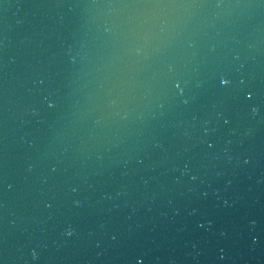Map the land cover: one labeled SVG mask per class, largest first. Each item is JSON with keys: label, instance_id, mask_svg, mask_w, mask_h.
Returning <instances> with one entry per match:
<instances>
[{"label": "water", "instance_id": "95a60500", "mask_svg": "<svg viewBox=\"0 0 264 264\" xmlns=\"http://www.w3.org/2000/svg\"><path fill=\"white\" fill-rule=\"evenodd\" d=\"M0 264H264V0H0Z\"/></svg>", "mask_w": 264, "mask_h": 264}]
</instances>
